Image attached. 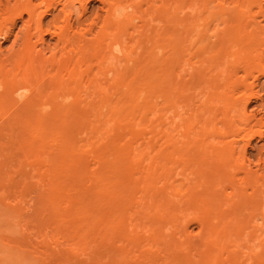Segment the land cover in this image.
Listing matches in <instances>:
<instances>
[{"label":"bare ground","instance_id":"1","mask_svg":"<svg viewBox=\"0 0 264 264\" xmlns=\"http://www.w3.org/2000/svg\"><path fill=\"white\" fill-rule=\"evenodd\" d=\"M32 1L0 2V40L16 19L23 30L16 50L0 48L1 117L113 119L141 108L157 119L131 147L139 194L83 218L81 264H259L264 158L246 150L264 139V116L247 112L254 100L264 110V0H96L98 15L91 0ZM46 36L47 56L35 47ZM140 53L155 64L142 77Z\"/></svg>","mask_w":264,"mask_h":264},{"label":"rangeland","instance_id":"2","mask_svg":"<svg viewBox=\"0 0 264 264\" xmlns=\"http://www.w3.org/2000/svg\"><path fill=\"white\" fill-rule=\"evenodd\" d=\"M3 1L10 5L16 4V0ZM99 4L91 0L87 8H92V14L98 15ZM91 11L85 16L91 18ZM51 13L46 14L43 21L51 20ZM17 20L11 27L8 39L0 40L2 55H8L21 44L20 32L23 33V30L21 20ZM45 22L44 25L49 23ZM15 34L18 37L14 42ZM45 38L46 45L37 44L35 47L42 48L47 56L45 47L51 46L50 42L54 40L52 42L48 36ZM145 55L141 56L140 53L141 57ZM140 56L138 59L142 65L132 59L133 67L134 62L141 66L136 64L138 68L135 66L132 73L129 72L131 79L134 78L133 71L136 68L139 71L141 67L144 69L145 65L149 66L148 56ZM150 65L152 70L155 64ZM137 71L135 76H138ZM141 72L140 69V77ZM248 80L253 81L251 78ZM257 81L255 85L261 89L264 76H258ZM141 92L136 87L133 96ZM258 92L264 98V91ZM142 99L140 96L139 100ZM257 101L250 103L247 108V112L253 113L256 118L257 115L264 116L262 106L257 104L260 101ZM131 104L137 106L136 102ZM133 109L120 118L107 119L102 115L88 114L82 119L72 116L47 117L43 121L35 119L29 124L22 122L21 118L10 119L8 122L7 117L0 116V194H4L0 195V264H81L83 231L80 228L83 218L95 212L101 202L107 201L105 199L139 194L134 190L140 176L135 168L136 160L132 157L131 147L137 142L147 141L145 132L155 127L157 119L151 117L153 121H150V117L143 116L144 110ZM250 143L246 150L247 158L254 161L264 158V139L259 141L255 138ZM137 163V166H140L139 163L144 165L142 161ZM191 226L188 229L196 231L194 225ZM260 256L262 258L264 253ZM261 258L259 264H264V258Z\"/></svg>","mask_w":264,"mask_h":264}]
</instances>
